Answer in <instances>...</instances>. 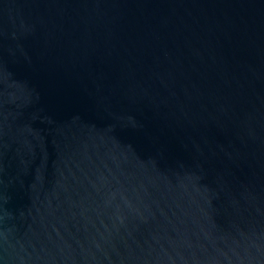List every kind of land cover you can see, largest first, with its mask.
I'll use <instances>...</instances> for the list:
<instances>
[{
    "label": "water",
    "instance_id": "obj_1",
    "mask_svg": "<svg viewBox=\"0 0 264 264\" xmlns=\"http://www.w3.org/2000/svg\"><path fill=\"white\" fill-rule=\"evenodd\" d=\"M0 264H264V0H0Z\"/></svg>",
    "mask_w": 264,
    "mask_h": 264
}]
</instances>
